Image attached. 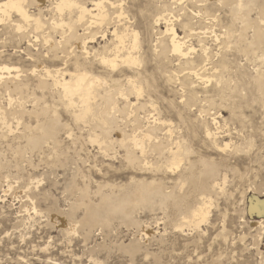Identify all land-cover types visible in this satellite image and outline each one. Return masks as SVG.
Masks as SVG:
<instances>
[{
    "label": "rangeland",
    "instance_id": "obj_1",
    "mask_svg": "<svg viewBox=\"0 0 264 264\" xmlns=\"http://www.w3.org/2000/svg\"><path fill=\"white\" fill-rule=\"evenodd\" d=\"M75 1L84 20L26 0L39 30L0 14L12 68L0 71V264H264V216L251 213L264 199V0ZM172 26L189 55L172 53ZM126 52L138 64L102 63ZM79 68L104 84L78 122L46 71ZM180 145L193 155L173 170Z\"/></svg>",
    "mask_w": 264,
    "mask_h": 264
},
{
    "label": "bare ground",
    "instance_id": "obj_2",
    "mask_svg": "<svg viewBox=\"0 0 264 264\" xmlns=\"http://www.w3.org/2000/svg\"><path fill=\"white\" fill-rule=\"evenodd\" d=\"M25 2L26 0H6V1H1L0 0V14L4 13L6 15H8L10 17L11 12L12 11H16L23 20L25 21H35V30H39L41 28H43V22L41 21L40 18H34L33 16L30 14L29 10L26 8L25 6ZM104 2V1H103ZM97 4V3H96ZM254 1L253 0H242L239 3V7L240 8H250L251 6H253ZM114 5V4H113ZM97 6L100 8V4L98 2ZM74 8H79V18L80 20H84L88 13H91V10H89V8L87 6H83V7H79V3L75 0H59L58 4H57V9L60 12H64L65 10H72ZM97 8V9H99ZM99 11V10H98ZM99 13V12H98ZM93 14V13H92ZM91 14V16H93ZM124 13L120 12L119 16L121 17ZM98 17V14H96ZM1 17V15H0ZM20 17V18H21ZM96 17V16H95ZM78 18V19H79ZM100 18V17H99ZM106 16L104 14H102V17L97 20L99 22H103L105 20ZM97 19V18H96ZM8 20V18H7ZM14 21V20H13ZM24 21V22H25ZM78 21V20H77ZM23 22V21H22ZM62 22V21H61ZM69 22V21H68ZM67 22V23H68ZM13 23V22H12ZM92 22H90L89 24H91ZM94 23V22H93ZM14 24V23H13ZM18 24V23H17ZM27 24V23H26ZM58 24V23H57ZM69 24V23H68ZM73 24V23H72ZM75 24V23H74ZM73 24V25H74ZM97 24V23H96ZM104 24V23H103ZM102 24V25H103ZM71 25V24H69ZM72 25V26H73ZM95 25V24H94ZM100 25V24H99ZM16 26V24H15ZM75 26V25H74ZM93 26V25H91ZM91 26L90 29L92 28ZM18 29H22V26L17 25ZM34 27V28H35ZM70 27V26H69ZM98 27V26H97ZM96 28V26H95ZM62 29V28H61ZM128 29V28H127ZM99 30V29H98ZM128 31V30H127ZM168 32H170L171 34V44H172V53H176L180 56H187L189 55V53L194 50L192 47L187 45V41H184L179 34L177 33L175 27H169L167 29ZM23 32V31H22ZM119 32L114 31V34L116 35V37H119V40H121V42H123V38L124 35L119 36L118 35ZM123 34V33H122ZM65 35V34H64ZM138 33L134 34V48L136 46H138V37H137ZM46 36V35H45ZM95 38V37H94ZM27 40V39H26ZM133 41V40H132ZM85 44V42H84ZM68 45V44H67ZM78 45V44H77ZM74 47V46H73ZM123 47V46H122ZM86 48V47H85ZM117 48V47H116ZM124 49V48H123ZM131 49V48H130ZM71 50V49H70ZM118 50H121V47H118ZM138 50V49H137ZM86 51H88L86 49ZM116 51V49H115ZM85 52V50H84ZM119 52V51H118ZM133 52V51H132ZM132 52H126L125 54H123V56H117L115 58H111L109 56H103L102 57V63L103 64H107L109 66H111L112 68H117L119 66V61L118 58L121 57V62L122 63H126V64H138L139 59L138 57H136ZM138 52V51H137ZM114 53V52H113ZM84 55V54H83ZM86 55V54H85ZM88 55V53H87ZM90 55V54H89ZM118 55V54H117ZM138 55V54H137ZM69 56V55H68ZM84 57V56H82ZM89 57V56H88ZM85 58V57H84ZM77 63V62H76ZM82 63V62H81ZM85 63V61H84ZM72 65V64H71ZM80 67V66H79ZM82 68V67H81ZM84 68V67H83ZM77 69V68H75ZM70 70V69H69ZM88 70V69H87ZM0 71H7L9 74H11L12 68L10 66L4 65V66H0ZM73 71V70H72ZM90 71V70H89ZM47 75L49 77L53 78V82L54 85L56 86H60L61 87V93L60 95L63 97V102L66 108L68 109H73L74 110V117L76 121H86L87 119H89L90 117L93 116V107H94V100L96 98V89L99 86H102L104 84V82L97 76H94L93 74H91V71L88 72L86 70H80V68L78 70H76L75 72H69L68 70L65 69H58V74L57 76H54V73L51 70H47ZM36 73V72H35ZM124 73V72H123ZM198 72H196L197 74ZM69 75V76H68ZM66 76H68L69 78H67ZM3 77V76H2ZM1 78V76H0ZM17 78V77H16ZM21 78V77H20ZM5 79V78H4ZM48 82L46 81H42V85H47ZM136 87V86H135ZM148 97V96H147ZM36 103V102H35ZM96 103V102H95ZM47 104V103H46ZM53 105V104H52ZM35 106V105H34ZM49 106V105H48ZM96 106V104H95ZM52 107V106H51ZM57 109V108H56ZM1 112V111H0ZM3 113V112H2ZM54 121V120H52ZM96 122V121H95ZM99 122V121H98ZM162 122V121H161ZM160 122V123H161ZM163 123V122H162ZM56 125V124H55ZM162 125V124H161ZM58 127V126H57ZM56 126H51L50 130L49 128L46 129V127L41 128L40 130H42V133H47L50 136H47V138L49 139V137H55L54 135L57 134V128ZM154 128V127H153ZM165 128V127H164ZM153 130V129H151ZM148 132L150 130H147ZM154 132V131H153ZM144 133V132H143ZM151 133V132H150ZM39 134V133H38ZM37 134V135H38ZM41 134H39L40 136ZM149 136V135H148ZM42 137V136H41ZM40 137V139H41ZM46 137V136H45ZM133 137V136H132ZM137 137V136H136ZM134 138L133 142H132V146L133 148H135L134 150L138 149L140 150L142 153H145V146L142 140H139L138 138ZM141 137V136H140ZM46 138V139H47ZM143 138V137H142ZM145 138V136H144ZM153 138V137H152ZM52 139V138H50ZM95 141H98V139H94ZM32 141L34 143H39V137H32ZM42 141V140H41ZM123 141V140H122ZM157 142V141H156ZM122 143V142H121ZM36 144V145H37ZM128 144V143H127ZM172 144V142H171ZM178 144V142H177ZM180 144V143H179ZM125 145V144H124ZM123 145V146H124ZM131 145V142H130ZM127 146V145H126ZM128 147V146H127ZM131 147V146H130ZM129 147V148H130ZM171 149V148H170ZM128 150V149H127ZM189 150V148H188ZM187 150V151H188ZM192 150V149H191ZM190 150V153H191ZM131 151V150H130ZM187 151H185L182 147V145H180L179 147H177V149L175 151H172V156H171V161L169 163V167L173 170H175L176 168L179 169V167H182L184 164V161L187 160L188 155L191 156L193 154H188L186 153ZM136 152V151H135ZM165 153V152H164ZM131 154V153H130ZM133 154V153H132ZM146 154V153H145ZM143 155V154H142ZM144 156V155H143ZM170 158V157H169ZM133 159V158H132ZM205 159V158H204ZM169 160V159H168ZM211 168V167H210ZM180 170V169H179ZM189 170V169H188ZM178 171V170H177ZM171 172V171H170ZM187 174V173H186ZM189 175V174H188ZM193 176V175H192ZM185 179V178H184ZM215 188V187H214ZM11 189V187L9 189H7V191H9ZM131 203V202H130ZM204 207H199V209L194 210L193 211V215H192V222H197V225L199 226V224L201 222H204L207 218H208V214L210 213L209 208L205 205H203ZM251 213H258L261 216H264V199H261L260 197H256L255 198V202H252L251 205ZM64 221V220H63ZM64 223V222H63ZM253 226H262V228L264 229V220H256L253 221ZM262 238L264 240V232L262 235Z\"/></svg>",
    "mask_w": 264,
    "mask_h": 264
}]
</instances>
